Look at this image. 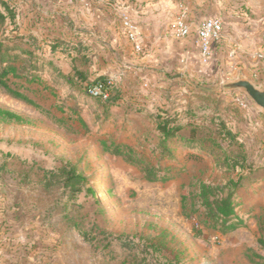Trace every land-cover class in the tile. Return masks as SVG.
<instances>
[{"label":"rangeland","instance_id":"1","mask_svg":"<svg viewBox=\"0 0 264 264\" xmlns=\"http://www.w3.org/2000/svg\"><path fill=\"white\" fill-rule=\"evenodd\" d=\"M92 1L97 9L106 10L105 0ZM199 1L191 22L198 25L217 16L225 24L208 64H201L196 54L193 59L179 55L170 38L160 56L147 49L143 53L130 50L128 58H120L105 45L99 51L89 48L85 55L90 60L86 68L92 72L91 80L102 71L117 84L115 98L122 100L114 106L86 94L68 100L70 87L53 79L51 72L41 85H24V93L77 133L60 128L0 88V109L26 121L17 124L0 116L3 228L38 226L46 234L41 240L46 237L59 246L51 252L58 264H264V247L259 243L260 226L264 231V116L256 108L241 109L234 101L239 92L206 91L218 82L235 79L239 72L250 79L263 76L264 64L258 55L264 51V0ZM120 8L117 5L112 15L119 31L121 11H128ZM148 9V15L155 18L154 31L168 35L179 10L173 8L162 15L158 6ZM66 27L73 30L74 23ZM124 36L121 30L120 37ZM66 53V46L54 54L45 49L46 58L69 72L72 57ZM99 57L114 62H106L104 70L97 63ZM76 58L78 63L73 60V64L85 68ZM256 63L261 66L258 73ZM68 105L79 108L86 129ZM159 114L173 116L183 128L170 151L158 145L155 118ZM192 131L195 137L189 141ZM111 139L136 147L140 158L159 170L160 181H147L140 168L104 152L101 141ZM67 162L88 178L91 192L85 190L68 199L61 187L46 186L47 172L57 171ZM237 164L241 169L232 175ZM231 177H242L236 194L235 221L243 222L238 229L222 234L206 228L198 218L185 216L182 196L187 195L192 203L202 183L224 185ZM189 212L188 205L186 214Z\"/></svg>","mask_w":264,"mask_h":264},{"label":"trees","instance_id":"2","mask_svg":"<svg viewBox=\"0 0 264 264\" xmlns=\"http://www.w3.org/2000/svg\"><path fill=\"white\" fill-rule=\"evenodd\" d=\"M16 20V12L13 8L7 2L0 0V88L4 89L8 96L30 105L40 113L46 115L55 125L66 129L69 133H77V130L68 126L63 118H57L50 110L43 108L33 98L24 93L23 90L26 88L24 85H41L43 80H46L44 76L51 72L53 79L60 81L63 86L70 87L71 92L68 98L70 101L77 96L82 97L86 94L90 98L105 103H112V106L121 103V97L115 98L117 95V84H114L111 88V93L107 100H103L100 96L94 97L90 95V91L97 85L102 84L108 87L110 78L106 75H100L95 76L94 80H91V74L86 69V65L88 62L90 63V60L85 55L86 50L89 49L82 42H67L60 38L52 40L41 39L34 35L23 36L18 33V28H16L18 21L16 22ZM9 25L16 26L12 30H9ZM60 46H66V55L72 57V66L67 73L58 68L54 61L52 62V60L45 57V49H50V53L54 54ZM73 53L77 56H73ZM76 57L80 59L85 68L79 64H73V60H75V63H78ZM20 80L21 84H18L17 81ZM79 100L77 99L78 102ZM57 107L60 111L65 110L64 106ZM67 108L77 116L78 123L86 129L87 124L82 118L83 116L80 114L79 108L70 105ZM1 115L10 122L14 121L17 124L26 123L20 115L10 111L0 109ZM155 120L156 130L160 134L158 145H162L164 150L170 151V144L176 142L183 128L176 118H173L169 114H159ZM190 135L189 141H193L195 131H192ZM182 139L184 141V138H181V141ZM101 146L104 152L118 156L130 165L140 168L147 181H160L159 170L140 158L137 148L133 145L122 140L111 139V141H101ZM243 161L246 163V160ZM242 167L245 170L247 168V166ZM237 169H241L239 164L233 166L231 170L232 175H234L233 173ZM45 181L46 186L49 188L61 187L63 194L68 199L83 194L85 190L87 192L92 191L90 188H87L88 178L78 172L76 167L70 162L65 163L57 171L47 172ZM241 187L242 177H231L226 184L219 186L202 183L199 186L198 193L191 198L192 203H190L187 195L182 196V210L186 217L200 219V223L208 229L217 230L222 234L229 233L238 229L243 224L241 220L235 221L238 205L236 194ZM188 205L190 206V212L186 214ZM259 229L261 232L259 243L264 247L263 227L260 226Z\"/></svg>","mask_w":264,"mask_h":264},{"label":"crops","instance_id":"3","mask_svg":"<svg viewBox=\"0 0 264 264\" xmlns=\"http://www.w3.org/2000/svg\"><path fill=\"white\" fill-rule=\"evenodd\" d=\"M3 1L9 2V5L11 3L13 8H15L18 20V33L23 36L34 35L48 40L60 38L67 42L79 41L88 47V49L91 48L93 50L92 47H94L97 51L105 45L113 52L112 54L118 55L120 58H128L132 46L125 36L124 38L120 37V32L123 29L120 26L119 31L117 20L112 17L116 10L115 7L119 4L121 5V10L126 7L129 11L121 12H126L131 17L133 16L132 19L142 33L149 53L152 50L157 51L159 52V56L164 54L167 47H169L168 38L171 39L169 42H174V40L166 32L162 33L158 31L156 33L154 31L155 18L148 15L150 12L148 8L158 6L163 10L162 15H165L166 12L173 11V8L175 12L178 11L180 3L184 2V5L188 8L189 20L194 33L199 25L194 21L191 22L193 16L192 11H194V7L200 5L199 0H158L157 2L149 0H114L112 3L109 0H105L106 10L97 9L95 5L96 1L92 0ZM101 1L103 2V0ZM114 2H118L117 5L113 4ZM135 13L140 14L141 17L135 15ZM62 17L68 20V24L71 22L74 23L73 30L66 27L68 24H66V20ZM65 29H68V32ZM104 41H107V43ZM173 50L179 53V55L187 56L191 59H193V54L197 55V52L193 49L192 36L184 44H177V47L173 48ZM110 54L108 53V55ZM106 59L105 61L99 57L97 60L99 65L104 66V70H107V67H105L106 62H114L112 58ZM121 63L127 65L126 62ZM255 67L257 70H254V65L252 68L255 72L261 70V66L258 63L255 64ZM108 68L110 69V67ZM88 71L90 74L92 73L91 70ZM246 74L249 76L250 72L248 71ZM100 75L106 74L99 71L95 76ZM256 111L258 115L264 116L257 109ZM40 230L38 226L5 229L0 224V264H58L56 257L52 256L51 252L55 251L59 246L52 242H47L46 237L41 240L40 238L46 234L45 232L41 233ZM40 247L42 248L40 249Z\"/></svg>","mask_w":264,"mask_h":264},{"label":"built area","instance_id":"4","mask_svg":"<svg viewBox=\"0 0 264 264\" xmlns=\"http://www.w3.org/2000/svg\"><path fill=\"white\" fill-rule=\"evenodd\" d=\"M120 21L126 38L132 46V51L135 53L145 52L147 50L145 40L130 14L122 12ZM224 29V20L217 16H211L200 22L194 33L189 20L188 8L182 2L179 5V12L169 28V34L176 44H184L192 36L193 49L197 52L198 59L201 64H208L212 60L213 45L221 38ZM258 58L264 64V51L258 55ZM251 79L257 84L264 85V73L263 76L256 75ZM113 86L114 82L110 79L108 87L102 84L97 85L90 91V95L94 97L100 96L103 100H107ZM234 101L244 111L249 112L255 108L253 103L243 94L236 95Z\"/></svg>","mask_w":264,"mask_h":264},{"label":"water","instance_id":"5","mask_svg":"<svg viewBox=\"0 0 264 264\" xmlns=\"http://www.w3.org/2000/svg\"><path fill=\"white\" fill-rule=\"evenodd\" d=\"M206 91L214 94L239 92L245 95L255 108L264 115V85L255 83L243 72H239L235 79L225 83L218 82L216 86Z\"/></svg>","mask_w":264,"mask_h":264}]
</instances>
